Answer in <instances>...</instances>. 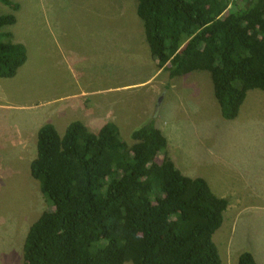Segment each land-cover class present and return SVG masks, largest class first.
<instances>
[{
  "label": "rangeland",
  "instance_id": "1",
  "mask_svg": "<svg viewBox=\"0 0 264 264\" xmlns=\"http://www.w3.org/2000/svg\"><path fill=\"white\" fill-rule=\"evenodd\" d=\"M14 1L18 11L0 2V14L17 16L6 30L25 41L28 59L19 76L0 79L9 89L0 93V264H25L27 233L52 209L30 170L35 121L64 133L79 118L93 131L115 122L131 148V132L153 121L176 166L229 200L214 234L223 264L244 251L264 263V91H249L238 117L224 119L210 72L173 78L158 66L138 0ZM72 88L91 93L73 111L60 102Z\"/></svg>",
  "mask_w": 264,
  "mask_h": 264
},
{
  "label": "trees",
  "instance_id": "2",
  "mask_svg": "<svg viewBox=\"0 0 264 264\" xmlns=\"http://www.w3.org/2000/svg\"><path fill=\"white\" fill-rule=\"evenodd\" d=\"M137 14L171 77L210 72L224 119L238 117L249 91H264V0H138ZM16 21L0 14V78L28 58L6 30ZM37 136L31 175L52 209L27 233L25 264H223L214 234L229 200L176 166L153 121L131 132L134 148L113 121L94 132L74 120L63 134L48 122ZM237 264L261 263L244 251Z\"/></svg>",
  "mask_w": 264,
  "mask_h": 264
},
{
  "label": "crops",
  "instance_id": "3",
  "mask_svg": "<svg viewBox=\"0 0 264 264\" xmlns=\"http://www.w3.org/2000/svg\"><path fill=\"white\" fill-rule=\"evenodd\" d=\"M17 17V16H16ZM14 27H16V25L14 26ZM13 29V28H12ZM13 32H14V29H13ZM12 32V33H13ZM14 41L15 42H20V43H23V42H25L24 40H22V39H20V38H17V36H16V33L14 32ZM17 38V39H16ZM22 38V37H21ZM24 44V43H23ZM28 59V58H27ZM27 62V61H26ZM25 62V63H26ZM27 66V65H26ZM25 66V67H26ZM23 67V66H22ZM25 67L23 68V69H25ZM22 69V68H21ZM21 69H19L18 71H19V74H18V76L20 75V73H21V71L23 70H21ZM15 77V76H14ZM0 79H7V78H0ZM1 81V80H0ZM2 90H9L8 89V86L7 85H3V84H1L0 83V93H2L3 94V92H2ZM11 91H13V90H11ZM11 91H9V94H13ZM14 92V91H13ZM91 93L89 92V91H87L86 89H82L81 91H78L76 88H72L70 91H69V93H67L66 94V96H64V97H61V99H60V102H63V101H65V100H70V102H72L71 103V105H69V107H70V110L71 111H73L74 110V104H73V100L74 99H76V100H81L82 98H84V97H87L88 95H90ZM6 99V98H5ZM86 100V99H85ZM108 101V100H107ZM108 114H110V111H109V109L107 108V110H106V115L108 116ZM33 119H35V117H33ZM74 120H81V121H83V119H81V118H79V119H74ZM74 120H72V121H74ZM72 121H70V123L72 122ZM84 122V121H83ZM69 123V124H70ZM85 123V122H84ZM87 123V122H86ZM85 123V124H86ZM35 124H36V127H38V129H35L36 127H35V125L33 126V130H35V134L36 135H38V131H39V129H40V127L43 125V124H45L44 122L42 123V124H40V125H37V122L35 121ZM68 124V125H69ZM86 125H88V124H86ZM89 127V126H88ZM102 127V126H101ZM100 127V128H101ZM99 128V129H100ZM99 129L97 130V131H99ZM93 131V130H92ZM97 131H94V132H97ZM60 132V131H59ZM65 132V131H64ZM61 133V132H60ZM61 134H63V133H61ZM35 135V136H36ZM257 259V258H256ZM258 261V260H257ZM259 262V261H258ZM260 263V262H259ZM261 264H264V263H261Z\"/></svg>",
  "mask_w": 264,
  "mask_h": 264
}]
</instances>
